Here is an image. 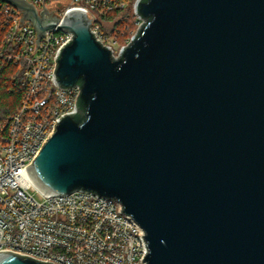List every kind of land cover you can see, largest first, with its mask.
I'll return each instance as SVG.
<instances>
[{
    "label": "water",
    "instance_id": "obj_1",
    "mask_svg": "<svg viewBox=\"0 0 264 264\" xmlns=\"http://www.w3.org/2000/svg\"><path fill=\"white\" fill-rule=\"evenodd\" d=\"M71 31L57 82L80 85L28 168L45 195L119 200L144 228L148 264H264V0H139L118 55L91 19L6 0ZM0 264H55L10 250Z\"/></svg>",
    "mask_w": 264,
    "mask_h": 264
},
{
    "label": "built area",
    "instance_id": "obj_2",
    "mask_svg": "<svg viewBox=\"0 0 264 264\" xmlns=\"http://www.w3.org/2000/svg\"><path fill=\"white\" fill-rule=\"evenodd\" d=\"M27 1L38 11L46 6L60 20L72 10L86 12L95 38L113 53L121 33L114 25L129 19V7L137 25L132 37L143 23L139 0ZM115 9L123 11L121 17L103 18ZM73 36L57 26L38 40L33 23L0 0V65L18 66L24 89L19 109L0 125V251L55 264H148L146 232L119 200L86 190L48 196L29 175L60 119L78 111L80 85L63 87L56 76L57 59Z\"/></svg>",
    "mask_w": 264,
    "mask_h": 264
},
{
    "label": "trees",
    "instance_id": "obj_3",
    "mask_svg": "<svg viewBox=\"0 0 264 264\" xmlns=\"http://www.w3.org/2000/svg\"><path fill=\"white\" fill-rule=\"evenodd\" d=\"M128 11L131 13L129 19L120 18L114 25V28L118 27L121 29V33L118 36V42L121 44L128 41L135 27L131 7H129ZM122 12L120 9L108 11L103 18L110 21L121 17ZM106 29L110 30L109 27H105ZM23 90L21 69L13 63L3 62L0 65V125L5 118L19 109L23 98Z\"/></svg>",
    "mask_w": 264,
    "mask_h": 264
},
{
    "label": "rangeland",
    "instance_id": "obj_4",
    "mask_svg": "<svg viewBox=\"0 0 264 264\" xmlns=\"http://www.w3.org/2000/svg\"><path fill=\"white\" fill-rule=\"evenodd\" d=\"M109 24L110 23H107V24H105V27H109ZM136 29H137V25L135 24V27H134V29H133V31H132V33H131V36L129 37V39H128V41H126V43H124V44H117V43H115L114 44V54L115 55H118L119 54V52H120V50L122 49V47L124 46V45H126L128 42H129V40L131 39V37H132V35H133V33L136 31ZM34 193H35V195L37 196V197H39V193L37 192V191H34Z\"/></svg>",
    "mask_w": 264,
    "mask_h": 264
}]
</instances>
